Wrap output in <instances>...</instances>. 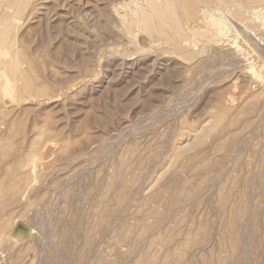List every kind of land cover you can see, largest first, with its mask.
<instances>
[{
	"label": "rangeland",
	"instance_id": "374dc122",
	"mask_svg": "<svg viewBox=\"0 0 264 264\" xmlns=\"http://www.w3.org/2000/svg\"><path fill=\"white\" fill-rule=\"evenodd\" d=\"M12 1L0 264H264V0Z\"/></svg>",
	"mask_w": 264,
	"mask_h": 264
},
{
	"label": "bare ground",
	"instance_id": "6f19581e",
	"mask_svg": "<svg viewBox=\"0 0 264 264\" xmlns=\"http://www.w3.org/2000/svg\"><path fill=\"white\" fill-rule=\"evenodd\" d=\"M16 1L17 0H15L14 2L12 1V2L15 4ZM195 1L199 5V9L200 10L198 11V13L200 12L199 13V14H201V17L200 18H201V21H203V23H202L203 24V27H201V26L198 25V26H196V28L194 30H192V35H194L195 38L196 37H203V38H206L208 40L209 39L213 40L214 38H219V37L224 36V35H226L227 33L230 32V28H229V26H228V24H227V22H226V20H225V18L223 16V14H222V12H223L222 10L217 9L216 6H215L214 9H210V7L208 5L209 3L207 4V3L202 2L200 0H195ZM221 1H223V0H221ZM253 1L256 2L255 0H253ZM246 2H248V1L246 0ZM242 3H244V2H242ZM251 3H253V2H251ZM149 4L152 5V6L154 5L153 2H149ZM213 5H214V3H213ZM220 5H222V4H220ZM256 5H258V4H256ZM256 5H254L255 7L243 6L242 9H243L244 12H247L248 14L252 15L254 17V19H257V20L261 21L262 22V25L264 26V12L263 13H260L261 12V11L259 12L260 9L259 10L258 9L256 10ZM240 6H241V4L238 5V9L241 8ZM239 10H241V9H239ZM258 23H259V25L261 24L260 22H258ZM258 67L260 68V70L264 74V67H263L262 63H260Z\"/></svg>",
	"mask_w": 264,
	"mask_h": 264
}]
</instances>
